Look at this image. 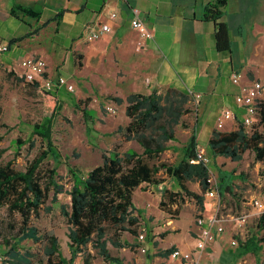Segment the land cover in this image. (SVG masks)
Returning a JSON list of instances; mask_svg holds the SVG:
<instances>
[{"label":"crops","instance_id":"1","mask_svg":"<svg viewBox=\"0 0 264 264\" xmlns=\"http://www.w3.org/2000/svg\"><path fill=\"white\" fill-rule=\"evenodd\" d=\"M216 1L0 0L2 40L9 43L25 36L26 31L15 34L21 24L28 26L30 22L34 25L29 28V32H33L31 36L10 46L4 55L2 69L18 76L20 59L40 58L46 62L45 77L53 82L65 77L63 71L71 69L65 78L74 91L56 90L60 101L66 96L73 99L72 96L78 98L82 94L125 100L132 94L162 93L168 88L181 91L191 96L200 116L199 134L205 142L198 141L199 147L204 145L208 152L207 143L214 130L231 132L242 125L245 111L234 101L241 87L260 82L264 88V0H225L221 21L230 35L231 47L227 52L216 50L215 25L203 17L205 8ZM15 4L39 11V20L21 14L11 15ZM112 13L116 14L114 19L110 17ZM135 16L151 31L152 38H142L131 27ZM100 24H107L110 32L89 41L86 27L93 25V31H98ZM16 53L18 57H15ZM233 74L240 75L238 84L232 82ZM78 85L83 90L76 92ZM123 105L125 115L126 103L120 106ZM225 109L233 111L234 119L218 127L216 120ZM220 159L224 160L218 156L215 161ZM193 191L200 194L198 190ZM189 201L192 205L185 209ZM152 202L154 200H147L148 204ZM181 205L179 214L169 215L171 218L161 211L156 226L144 222L142 230L146 235L142 241L125 232L121 241L126 245L122 248L111 245L115 251H108L115 259L112 262L105 261L98 251H88L94 256L92 264H182L185 256L199 258L200 264H232L238 256L246 263L253 256L254 264H257L263 258L262 254L244 255L241 251L235 255L229 251H213L217 240L223 239L220 235L203 251H198L200 228L196 219L212 218L216 212L223 219L222 223L226 219L221 215L216 199L205 196L202 210L192 199ZM137 209L141 212L140 220H145L144 211ZM141 221L138 236L142 235ZM142 248L145 251H141ZM173 251L180 252L176 259L170 258ZM60 252L66 259L71 257L70 249ZM86 255L84 251L78 252L71 264H84Z\"/></svg>","mask_w":264,"mask_h":264},{"label":"trees","instance_id":"2","mask_svg":"<svg viewBox=\"0 0 264 264\" xmlns=\"http://www.w3.org/2000/svg\"><path fill=\"white\" fill-rule=\"evenodd\" d=\"M225 3V0H217L205 8L203 15L205 20L215 25V46L218 52L230 51L231 47L228 28L221 21ZM10 13L14 16L21 14L37 21L41 16L39 11L19 4H15ZM32 34L30 31L23 37L12 39L9 45ZM17 80L25 82L19 76ZM27 85L33 89V96L44 104L42 120L33 124V134L45 143V148L39 151L24 170H17L11 162L0 163V208L5 207L11 216L19 215L24 223V226L11 236L14 243L7 255L12 264H31L29 257L21 255L17 249L25 240L40 242L43 237L38 235L34 227H28L27 223L32 215L37 216L41 210L52 212L54 205L58 203V195L62 193L70 197V204L60 203L59 209L69 227L67 237L71 257H63L57 237L48 235L43 248L47 264H71L77 253L89 245L97 250L105 261H114L108 252L107 242L115 248H122L126 245L121 241L125 232L138 237L141 212L133 203V194L143 184L157 186L167 181L159 208L172 217L176 216L177 209L171 211V208H178L186 199L194 200L199 210L203 209L204 194L210 189V168L202 162H191L198 159L199 143L195 131L182 147V158L177 164L164 161L150 164V161L158 160L165 151L171 149L168 142L176 141L175 126L181 124L183 128H187L186 124L181 123V118L190 112L185 107L190 101V95L168 88L162 93L132 94L125 100L109 97L118 105L126 103L125 115L129 118V123L120 127L119 132L126 141H135L142 148V152L133 149L122 154L110 152L109 155H103L101 164L85 175L70 168L73 184L69 190H65L55 179L54 169H43L50 156L55 159L59 156L52 142V132L53 123L61 109V101L56 90L45 91L37 82ZM84 113L87 114L86 109ZM258 119L259 122L251 126V134L243 125L231 132L214 130L207 143L211 157L215 159L220 156L238 162L246 151L251 150L255 152L258 161L263 160L264 101L258 105ZM257 127L263 128V131L260 132ZM16 144L20 148L23 142L18 139ZM31 145L33 146V143ZM161 171L167 179L157 177ZM232 179L233 173L219 171L217 192L220 197L234 194ZM190 182H198L202 193L191 190L188 186ZM51 191L53 195L50 204L46 205ZM14 228L10 225L12 231ZM238 243L244 255L262 254L263 258L258 260L257 264H264V212L245 239L240 238ZM93 259L94 256L86 255L84 264H92ZM15 261L17 263H14Z\"/></svg>","mask_w":264,"mask_h":264},{"label":"rangeland","instance_id":"3","mask_svg":"<svg viewBox=\"0 0 264 264\" xmlns=\"http://www.w3.org/2000/svg\"><path fill=\"white\" fill-rule=\"evenodd\" d=\"M24 24L15 30V34H22L25 31L29 33V28L34 27L30 22H28L30 26ZM1 28H5V25H1ZM18 56L19 54L16 53L15 57ZM70 73L71 69L63 71L62 75L66 77ZM78 90H83L81 85L76 86V92ZM72 97L73 99L71 96L61 98V109L53 123L52 142L59 156L57 159L50 156L43 165L44 170H55V179L64 186L65 190H69L73 184L70 168L85 175L92 168L101 164L103 155H109L110 152L122 154L129 149L142 152V148L135 141H126L122 133L119 132L120 127H125L129 123V118L124 115V105H117L109 98L111 96L82 94L78 98L77 96L75 98V95ZM108 107L113 108L115 112L110 113L107 110ZM185 107L190 112L182 116L181 123L186 124L187 128H183L181 124L175 126L176 141L168 142L171 149L165 151L158 160L150 161V164H157L160 161L177 164L182 158V147L188 142L194 131L197 140L200 143L205 142V138L199 134L200 116L193 106L192 98ZM84 109L87 114L84 113ZM43 110L44 104L33 96V89L27 85V82H19L15 72H8L0 68L1 164L11 162L17 170H24L39 151L45 148V143L33 134V124L42 120ZM257 128L260 132L263 131V128ZM246 131L251 134L252 128H246ZM18 139L23 142L20 148L16 144ZM203 147L204 145L200 144L198 151L203 152L210 159L208 166L212 187L216 186L217 188L220 170L233 173L234 194H226L224 197H220L218 194L216 199L220 213L226 221L222 223L224 232L220 236L223 239L217 240L216 248L213 251H229L235 255L237 251H240L239 239L245 238L261 215L257 213L254 202L259 201L264 204V159L258 161L255 152L248 150L238 162H232L224 157V160L220 159L216 162ZM157 177L167 179L162 171ZM188 186L191 190H198L200 194L202 193L198 182H190ZM164 187V183L159 186L143 184L134 192L135 206L145 213V220L141 221L140 229L143 236L146 235L142 230L144 222H148L152 226L159 224L157 217L162 211L159 208V199H162ZM52 195L51 191L46 205L50 204ZM147 200H154V202L148 204ZM60 203L69 205L70 197L65 193L59 194L58 203L54 205L52 212L46 213L41 210L37 216L32 215L27 223L28 227H34L38 231V235L43 237L40 242L25 240L17 249L21 255L29 257L31 264H47L42 253L48 235L57 237L60 251H69L67 237L69 227L65 218L60 214ZM191 205L192 202L189 201L185 209H190ZM181 207L182 205L178 208L173 206L171 211L177 209L175 215H178ZM163 213L167 218H171L169 214ZM240 214H248L250 218L239 223L234 220V217ZM10 225L15 227L13 231L10 229ZM23 226L24 223L19 215L11 216L5 207L0 208V257H3L1 264L13 263L7 255L10 246L14 243L11 236H14ZM233 241L237 242V246L232 245ZM107 246L109 251H115L109 241ZM83 251L86 255L89 254L88 251L97 250L89 245ZM249 259L250 261L247 260L246 263H243V258L238 256L234 257L231 263L254 264L253 256H250Z\"/></svg>","mask_w":264,"mask_h":264},{"label":"built area","instance_id":"4","mask_svg":"<svg viewBox=\"0 0 264 264\" xmlns=\"http://www.w3.org/2000/svg\"><path fill=\"white\" fill-rule=\"evenodd\" d=\"M112 19L116 17L115 13L110 15ZM131 27L137 30L140 36L144 39L152 38L151 31L146 27L144 22L138 17L135 16L131 20ZM110 32V28L107 24H100L98 31H93V25L86 27V38L89 41L99 38L102 34ZM10 45L8 42L0 38V68L3 67L4 55L9 52ZM18 67L21 73L18 75L23 78L27 83H39L41 88L45 91H54L60 88H65L68 92H73L74 87L70 84L65 77H59L55 82L51 79L45 77L46 73V62L40 58L26 57L18 61ZM232 82L238 84L240 81V75L233 74ZM196 98H199L196 95ZM235 104L243 108L245 111V116L242 118V125L245 128H250L254 123H258V105L264 101V88L260 82H254L251 85L242 86L240 92L235 96ZM107 110L110 113H114V109L108 107ZM234 119V113L230 109H225L221 112L219 117L216 120L217 126L222 127L226 121ZM192 163H200L208 165L210 162L209 157H207L203 152L198 151V159L191 160ZM209 179V183H210ZM205 196L212 199H217L218 192L216 186L211 185L210 189L205 193ZM254 205L257 209L258 214L264 212V204L259 201H255ZM250 215L240 214L234 217V220L243 223L245 222ZM223 219L218 215V212L212 218H203L198 217L196 219V224L200 228L199 240L196 244V249L198 251H203L207 248L208 245L214 242V240L223 233L224 229L222 226ZM138 239L142 241L144 239L143 235H139ZM233 246H237V242H232ZM145 251V249H140ZM180 255L179 251H173L170 254V258L176 259ZM3 262V257H0V264ZM182 264H200V259L197 257L185 256ZM210 264V263H205Z\"/></svg>","mask_w":264,"mask_h":264}]
</instances>
